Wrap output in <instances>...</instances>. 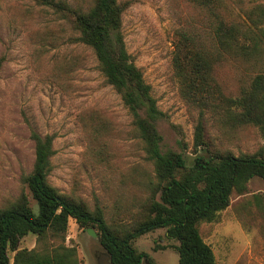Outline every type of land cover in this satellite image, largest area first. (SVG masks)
Masks as SVG:
<instances>
[{"label":"rangeland","instance_id":"374dc122","mask_svg":"<svg viewBox=\"0 0 264 264\" xmlns=\"http://www.w3.org/2000/svg\"><path fill=\"white\" fill-rule=\"evenodd\" d=\"M59 1V0H58ZM88 11L95 0H60ZM125 5L122 31L128 53L152 88L165 114L159 123L163 150L184 152L191 161L199 112L181 98L174 75L176 32L207 27V13L190 0H118ZM232 18L264 13V0H224ZM69 19L34 0H0V210L28 188L22 178L35 162L32 133L53 135L55 156L49 183L93 211L99 206L109 225L139 219L150 196L154 166L147 160L133 118L121 95L103 75L89 46ZM264 43V42H263ZM264 74V49L254 60L223 61L216 80L223 92L238 97ZM209 117L208 139L234 155L264 149L257 128L221 130ZM217 264H264V181L254 178L244 194L234 193L218 221L199 227ZM29 235L21 248H36ZM66 245L77 249L80 264H108L96 230L70 221ZM152 263L179 264L177 242L165 229L133 243ZM14 254L10 253L11 263Z\"/></svg>","mask_w":264,"mask_h":264},{"label":"trees","instance_id":"16d2710c","mask_svg":"<svg viewBox=\"0 0 264 264\" xmlns=\"http://www.w3.org/2000/svg\"><path fill=\"white\" fill-rule=\"evenodd\" d=\"M34 1L69 19L80 34L78 41L93 49L107 82L132 115L134 131L155 176L139 219L126 226L109 225L99 206L91 211L49 183L55 137L34 131L35 162L22 180L36 204L23 191L0 210V264H80L77 249L66 245L71 220L83 231L96 230L112 264L152 263L151 256L138 251L133 243L159 229H165L167 237L178 243L179 264H217L199 227L203 222L218 221L232 195L244 194L251 180L264 181V149L236 156L213 146L208 139L207 114L222 131L253 127L264 138V74L257 75L238 97L227 96L215 76L217 67L227 59L254 60L260 55L264 13L236 20L224 0H190L207 13L209 24L180 30L174 39L173 68L181 98L199 112L195 156L189 161L184 152L163 150L159 123L165 114L127 51L122 31L125 5L118 0H95L91 9L83 11L60 0ZM29 235L37 237L36 248H21ZM10 253L14 254L12 263Z\"/></svg>","mask_w":264,"mask_h":264},{"label":"water","instance_id":"95a60500","mask_svg":"<svg viewBox=\"0 0 264 264\" xmlns=\"http://www.w3.org/2000/svg\"><path fill=\"white\" fill-rule=\"evenodd\" d=\"M107 260H108V261H107L108 264H112L111 261H110V257H109L108 255H107Z\"/></svg>","mask_w":264,"mask_h":264}]
</instances>
